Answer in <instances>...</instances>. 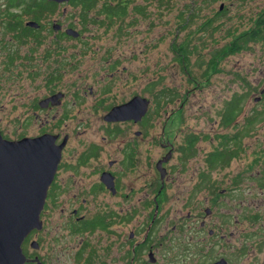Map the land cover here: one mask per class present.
<instances>
[{
	"label": "rangeland",
	"instance_id": "1",
	"mask_svg": "<svg viewBox=\"0 0 264 264\" xmlns=\"http://www.w3.org/2000/svg\"><path fill=\"white\" fill-rule=\"evenodd\" d=\"M195 2L193 0H165L164 2L163 0H135L127 5L119 19H106L104 16L106 13H102L101 3L95 5L90 12L83 11V8L81 12L79 7L66 4L65 14L62 8H59L60 13L56 11L55 14L46 16L43 18L45 23L42 33L43 41L34 48L33 57L35 58L28 62V65L18 61L22 64L12 70L13 72H9L5 71L2 63L4 60L0 59V127L11 138L25 131L31 134L37 133L39 124L34 127L27 126V128L20 126L25 118L18 116L21 108L16 111L13 105L19 99L35 95L38 91L34 89L35 86L41 82L42 77L52 76L54 67L59 68L57 73L64 78L59 88L67 94L66 102L75 99L78 93L80 98H84L86 103H89L88 107L82 108L80 114L64 119L66 124L61 129L50 127L54 128L55 133L73 135L70 146H79L78 152L91 146L92 143L105 145L106 141L111 143L118 141L104 139L106 137L104 127L107 124L103 116L92 113L90 107L93 105V98L101 91L105 83L111 82L110 86L114 85L115 89H118L117 96L110 98L107 103H120L136 94L149 98L151 103L148 110L152 113L151 122L155 126L151 128L149 135L139 138L142 145L145 148L150 147L152 144L149 142L158 137L155 140V142L158 141V145L152 150L155 161L165 157L168 152L174 151L172 147L177 150L176 154L164 163L168 171L166 179L171 193V199L165 208L170 206L171 210L170 212H165L164 209L161 211L163 214L161 227L165 228L166 222L170 221L168 229L171 234V231L175 230L174 225L183 224L184 230L189 232L186 238L191 245L197 243L198 237L201 241L204 239L206 233L196 235L195 230L197 232L202 218V208L207 204L208 197H205L203 191L197 194L195 199L200 203L193 211L191 219L186 218L188 215L186 199L189 193L201 188L197 186L198 174L209 172L213 180H217L221 186L219 189L221 197L218 200L220 202L211 224L219 227L221 219L217 216L223 218L227 216L226 212L231 213L235 215V220L237 218L242 220L240 227L243 235L242 226L256 222L258 234L244 239V244L248 245L246 250L248 255L243 262H252L254 257V262L251 264H261L264 263V234L261 233L264 232V169L261 159L263 155L259 149L264 148V121L258 124L259 129L256 134H253L251 138L243 139L242 144L246 148L241 151L239 158L232 159L225 168L209 166L207 155L217 146V140L214 138L216 134L234 133L231 126L224 128L220 122L221 113L226 104L234 99L233 97L237 99L236 95H247L246 106L238 118L241 122L251 112L259 111L263 106L262 103L264 104V42L250 41L247 48L230 52L234 40L253 28L255 20L264 10V0H196ZM1 5L4 7L3 0H0ZM191 11L195 12V16L191 17L189 26L182 28L183 18L188 17ZM222 11V14L218 13ZM54 15L63 25V30L72 27L74 30H79L81 36L74 38L66 35L64 39L62 38L64 42H59L57 35L55 37L54 32L50 31L52 29L50 21ZM23 19L25 21L34 18L26 14ZM209 19L214 21L212 26H208L204 32L199 31L203 23L207 24L205 21ZM24 21L21 27L24 26ZM2 26L0 25V29H3ZM214 27L217 28L214 29ZM186 35L188 39H184ZM9 38L8 34L4 39ZM34 39L35 37H30L28 43L8 45L7 48L12 47L13 50L19 46L17 54L24 58V54L30 52V46H35ZM189 39L191 40L190 48L197 46L196 52L190 55L188 66L189 69L194 70L196 81L189 79L187 70L184 69L172 46L174 42L181 44L183 40ZM61 46H64V51L61 50ZM44 56L47 58L45 59ZM200 60L204 62L203 65L199 64ZM204 69L207 71L206 74L203 72ZM30 71L35 73L32 76L31 73L28 75ZM33 77L39 79L32 81ZM162 88L169 90L164 93L165 96L171 92L177 93L178 96L167 103L162 102L158 110L154 93L159 95ZM260 96L262 102L257 100ZM14 99H16L15 103ZM78 103L80 101L76 104L69 102V105L76 107ZM249 121L254 122L252 119ZM137 129L141 128L138 125L131 126L130 133L126 137H133ZM191 135L198 138L194 146L196 151H194L195 156L186 161L185 158H181L183 153L179 150ZM233 147L234 144H231V148ZM77 154L75 157L78 156ZM71 156L68 152L66 153V157ZM181 159L185 162L182 163ZM251 163L253 166H249ZM148 164L147 161L146 167ZM151 174L152 178L157 176L156 167ZM245 174L253 179L248 180ZM239 175L246 177L242 186L243 190H240L243 194L238 193L239 196L234 197L232 193H229L228 196L223 187L231 185L232 179ZM68 177L69 171L61 170L57 179L64 184L68 181ZM84 177L87 176L84 175ZM84 177L81 175L76 177V185L68 181L69 187L60 194L59 200L54 204L51 200L46 211L42 213L44 228L34 231L33 235L22 244L27 258H35L48 264H100L106 260H109V264H121L117 258L121 254L120 243L123 233L118 238L111 235V230H99L94 234L89 231L71 233L68 225L70 207L65 210L62 208L67 202L66 199L77 192V186H82ZM127 183L134 182L129 178ZM146 189L147 186L142 191L140 187H137L133 195L131 192L132 200L125 203V207L131 208L137 205L138 197ZM103 195L94 199L93 205H102L107 199ZM225 205H231V209L228 210ZM121 207L119 205V208ZM102 209L100 206L98 211ZM90 214L92 213L88 215ZM145 215V213L140 214V218L143 220ZM247 215H255L256 219H251ZM189 227L191 228L188 230ZM115 229L119 232L130 230L129 227L119 225ZM177 229L179 230V226ZM234 229V225L231 224L226 233ZM178 230L173 239L180 252L182 244L186 242L183 235L186 231L181 233L182 238H178L180 234ZM165 233L168 237L167 230ZM34 239L40 243L38 248L31 245ZM84 243H89L87 246L89 253L79 257ZM169 253L167 255L171 259L169 263L179 261L175 262L176 257L171 250ZM200 254L201 251L193 250L192 247L187 248L181 257L182 263L194 264ZM160 261L156 264H161ZM31 264L36 263L31 262ZM139 264L148 263L139 262Z\"/></svg>",
	"mask_w": 264,
	"mask_h": 264
},
{
	"label": "flooded vegetation",
	"instance_id": "2",
	"mask_svg": "<svg viewBox=\"0 0 264 264\" xmlns=\"http://www.w3.org/2000/svg\"><path fill=\"white\" fill-rule=\"evenodd\" d=\"M3 1L4 7H2V5L0 6V25H3V29H0V59L4 60L2 61V63L4 65L5 71L11 72L16 67L22 64L18 63V61L24 62L26 65H28V62H31L35 58L33 57L35 55L34 48L41 44L43 41L42 33L44 32L45 28L43 18L55 14L56 11L60 13L59 8H62V12L63 14H65L66 9L64 7L66 4L71 5V0L63 2L44 0L48 3H54L55 8L53 12H48L46 10L41 18L29 19L25 21L23 18L26 17V14L24 13V10H22V6L20 4L18 6H15L18 3V0ZM88 1L93 4L92 8H86V3ZM106 1H108L112 6L116 5L118 2V0H82L79 1L77 5L72 6L79 7L81 12H90L95 7V5L101 3V9L103 10L102 13H106L104 14L106 19H119V17L123 14H119L117 16L116 14H111L117 10L115 8L109 10L108 7H105ZM8 5H12V7L9 8ZM122 5H125L127 8V5H129V3H126L125 0H122ZM82 8L84 9L83 11ZM23 21L24 26L21 27V25H23ZM30 21L37 22V26L28 25V22ZM50 22H52V29L50 31L54 32L55 37L57 35L59 42L62 41L63 43L64 36L66 35L74 38L81 36V32L76 29L75 30L78 31V36L67 34V29H69L70 27H67L63 30V25L59 23V19L55 17V15ZM25 26L31 27L33 29H24ZM106 26L109 27L107 24ZM8 34L10 38L4 39L6 38V36H8ZM30 37H35V46H30V52L24 54V58L17 54V51H19V46H17L13 50L12 47L7 48L8 45H21L24 43H28ZM61 48V50L64 51V46H61ZM3 57L4 59H2ZM44 58L46 59L47 57L44 56ZM60 65L61 64H59V66ZM54 69L55 70H53L52 76L42 77L41 82L37 86H35L34 89L38 90L35 95L26 97L25 99H19L16 104L13 105L14 110L16 111L21 108L18 116L25 118V121H22L20 126H25V128H27V126L34 127L39 124L37 125V133L31 134L25 131V133L22 132L17 137L11 138L9 135H6L4 133L5 130L0 127V133L3 138L11 141H19L26 137L34 138L49 134L55 135L57 137V144H62L65 141V144L62 148L61 160L58 164L54 180L48 189V194L42 213L46 211L51 203V200L53 204L59 200L60 194L62 192H65V190L69 187L68 181H72V185H76V177H78L79 175L84 177L85 175L87 177H84V181L83 183H81L82 186H77V192L74 193L72 197L66 199L67 202L63 204L64 207L62 208L65 210L67 207H70L68 225L71 229V233L75 234L89 231L91 234H94L99 230H111V235L116 236V238H118L119 235L123 233L121 235L122 241L120 243L121 254L117 258L121 264H139V262L156 264V262L160 261V258H162L160 261L161 264H184L182 263L183 261L181 258L183 256V252L187 248L191 247L193 248V250L196 249L198 252L201 251L200 257L197 258L194 264H251L254 262V257L252 262H243V259H245L248 255V253L246 252L248 245L244 244V239L258 234L256 222H251L247 226L243 225V235L241 233L240 227L242 220L239 218L235 220V215H231V213L226 212L227 216H223V218L221 216H217L218 219H221V221H219V227H216L215 224L214 227L211 224V220L215 219V214L220 202L218 200L221 197L219 192L221 186H219L217 180H213V176L209 172H201L200 174H198L199 181L197 182V186L201 187L202 189L199 188L195 192L192 191V193H189L186 199V203L188 202V215L186 216V218L191 219L193 211L198 207L200 203V201H197L195 199L197 197V194L203 191L205 192V197H208L207 204L202 208V218L199 221L197 232L195 230L196 235H200L202 232L206 233L204 239L201 241V239L198 237L197 243L191 245L186 238L187 236H189V232L184 230L183 224L174 225L175 230L171 231V234L170 230L168 229L170 221L166 222L165 228L161 227V218L163 217L161 211L164 209L165 212H170L171 210L170 206L165 208V205L171 199V193L169 190V184L166 179L168 171L167 167L164 166V163L167 162V160H169V158H171L174 154H176V148L172 147L174 151L168 152L165 157L155 161L153 157L154 152L152 150H154V148H156L155 146L158 145V141L155 142L156 138L158 137L154 138V141L149 142L152 144L150 145V147L145 148L144 145H142V142L139 138L149 135L151 133V128L155 126L154 123L151 122L152 113L150 112V110H148L145 115L139 118L138 116H134L133 118H126L116 121H109L106 119V116L114 107L125 104L136 96H144L136 94L130 99L120 103H107L110 98H113V96H117L116 92L118 91L117 88L115 89L114 85L110 86L111 82H108L101 87V91L97 93L93 98V105L90 106L92 109V113L103 116V119L107 124L104 127L106 133V137H104V139L108 138L111 141L118 140L115 143H111L110 141H106L105 145L92 143L91 146H87L86 148H84V150H80L78 152V150L80 149L79 146H70L73 135H71L70 133H65L64 135H62L61 133L53 132L55 131L54 128L51 129L50 127H57L58 129H61L62 126L66 124L64 123V119L68 117H74L76 114H80L82 108H86L89 106V103H86V100H84V98H80L78 93L76 94L75 99L68 101V103L66 102L67 94L61 88H59L64 78L61 74L57 73V71H59V68L56 69L54 67ZM30 73L32 76L35 72L33 73V71H30L28 72V75ZM38 79L39 78L33 77L32 81H37ZM40 87L42 88L40 89ZM159 95L156 94L154 96L155 101L159 100V98H157ZM174 95L175 98L178 96L177 93H175ZM233 98L235 99V97ZM236 98L243 100L242 107L238 111V114L232 116L230 120H228L229 122L226 123L224 118L226 106L228 103L230 104V102L234 100L232 99L226 104L223 112L221 113L222 117L220 120L221 125H223L224 128L231 126V128L234 129V133H228L227 135L226 133L216 134L214 138L217 140V146L214 147L213 151L209 152L207 155L209 156L207 159V161L209 162V166L213 168H215L216 166L225 168L232 159L236 157L239 158L241 151L246 148L244 144H242L243 139L245 137L251 138L253 134H256L259 129L258 124L264 121L263 103V106L261 107L262 110L260 108L259 111L251 112L250 115L245 117L243 122L238 121L239 116L244 111V108L246 106L245 101L247 99V95H236ZM258 98V101L262 99L261 96ZM16 99L13 100L14 103ZM79 101L80 103H78L79 105H77L76 107H71V105H69V102H71L72 104H76ZM262 101L263 100H261V102ZM155 104L159 108L158 110H160L162 103L160 104L156 102ZM158 110L156 111L158 112ZM129 113L131 114L132 112ZM253 116L257 118L258 116H260L259 118L261 119V121H254L253 123H250L249 119H252L253 121ZM133 125H138L141 129L135 130L134 136L127 138V134L130 133V127ZM122 135L124 136L122 137ZM197 139V137L191 135L185 140L184 145L179 150L183 153L181 158H185L186 161H188L195 156L194 151L196 150L194 146ZM226 143L229 145L230 150H234L236 152V155L231 158L228 164L224 163V161L220 162L219 158L217 160V164L215 165L213 157L214 153L219 152V154H221L225 152L224 145ZM231 144H234L233 148H231ZM259 150L263 155L261 159L263 160L264 169V148H261ZM67 152L72 156L69 158L66 157ZM76 154L78 155L77 157H75ZM147 161L149 163L148 167H146ZM180 161H182V163L185 162L183 159H181ZM249 166H253L252 163ZM155 167L158 170V174L156 177L152 178L151 172L155 170ZM61 170H64L66 172L69 171L68 181H66L64 184L58 181ZM246 177L248 178V180L253 179V177H251L250 175H246ZM246 177L244 175H239V177L232 179L233 182L231 185L226 186V188L223 187V189L225 190L224 192L228 193V196L230 195L229 193H232L234 197L239 196L237 194L242 193V191L240 190H243L242 186L245 182L244 179ZM129 178L132 179V181L134 182L133 184L127 183V180H129ZM145 186H147V189L144 190L143 194L138 197L139 203L131 208L127 206L125 207V203H128L132 200L131 192L133 195L136 192L137 187H140L142 191ZM102 194L106 196V201L102 205H93L94 199H98ZM67 203L69 204L68 206ZM119 205H121L122 207L119 208ZM100 206L103 209L98 211V209H100ZM225 207H227L228 210L231 209V205H225ZM89 213L92 214L88 215ZM142 213L146 214L143 220L140 218V214ZM248 216L249 215H247V217ZM249 217L251 219H256L255 215H250ZM194 219L196 220V217H194ZM42 221L44 228V220L42 219ZM231 224L234 225L235 229L229 231V233L227 234L226 232L228 231V226ZM85 225H87V228H83V226ZM117 225L121 227H129L130 230H127V232H125L124 230L123 232H119L117 229H115ZM178 226L179 230L177 229ZM190 228L191 227H189L188 230ZM36 230L39 231V229H33L27 236L25 241L29 239V237L33 235L34 231ZM166 230L167 234H169L168 237L165 233ZM176 230H178L180 233L178 235V238H182L181 233L186 231L183 235L185 236L184 239L188 244H186V242L184 241V244H182L180 248V252L177 249V246L175 245L173 239L174 235L176 234ZM261 233L264 234V232ZM88 245L89 243L83 244L82 250H80L82 251V254L79 257H84L86 254L88 255ZM170 250L176 257L175 262L179 260L178 262L169 263L171 259L167 255L170 254ZM28 259L29 260L27 262L38 264L37 259ZM108 261L106 260L105 262H101L100 264H109ZM180 261L181 263H179ZM42 263L48 264L45 262Z\"/></svg>",
	"mask_w": 264,
	"mask_h": 264
},
{
	"label": "water",
	"instance_id": "3",
	"mask_svg": "<svg viewBox=\"0 0 264 264\" xmlns=\"http://www.w3.org/2000/svg\"><path fill=\"white\" fill-rule=\"evenodd\" d=\"M28 25L37 26V22ZM67 34L78 36V31L69 28ZM149 103L147 98L136 96L114 107L106 119L139 118L147 113ZM56 138L49 134L11 141L0 133V264L29 260L22 244L33 229L43 228L41 213L65 144H57ZM31 245L38 248L39 242L34 240ZM38 264L43 263L38 260Z\"/></svg>",
	"mask_w": 264,
	"mask_h": 264
},
{
	"label": "trees",
	"instance_id": "4",
	"mask_svg": "<svg viewBox=\"0 0 264 264\" xmlns=\"http://www.w3.org/2000/svg\"><path fill=\"white\" fill-rule=\"evenodd\" d=\"M79 1H82V0H71L70 4L71 5H77ZM133 1H135V0H125V2L129 3V4ZM164 1L165 0H163V2ZM193 1L195 2L196 0H193ZM83 3H85V2H83ZM19 4L22 6V8H23L22 10H24V13L28 14V15H32V18H34V19L41 18V16L43 15V13L46 10L48 12H53V10L55 8L54 3H52V2L48 3V2H45L44 0H18V3L15 6H18ZM86 4H87L86 8L87 7H89V8L93 7L92 6L93 4L90 1H88ZM8 6H9V8L12 7V5H8ZM105 7H108L109 10L115 8L117 11H115L114 13H111V14H116V16L121 14V13H124L126 10V6L122 5V0H118L117 4L114 6H112L108 1H106ZM218 13L222 14L223 11L218 12ZM84 14L86 15V13H84ZM182 14H184V13H182ZM192 16L193 17L195 16V12L191 11L189 13L188 17L183 18L184 24H183L182 28H186L187 26H189ZM205 22L207 24L204 25V23H203L204 26L202 25L200 27L199 31L202 30L204 32V30H206V28L208 26H210V25L212 26L214 21H213V19H209V20H206ZM18 28H20V27H18ZM216 28L217 27H214V29H216ZM24 29H33V28L25 26ZM188 35H190V33ZM188 35H186V37L184 39H188ZM199 38H201V36H199ZM190 39H191V36H190ZM190 39L189 40H183L181 44L174 42V44L172 46L176 52V55H177L179 61L184 65V69L187 70L186 73H188L189 79L191 81H196L197 78L195 76L194 70L189 69V67H188L190 65V55L192 54V52L193 53L196 52V49H197L196 45L193 48H190V42H191ZM250 41H262V42H264V10L259 14L257 19L255 20L253 28L251 30L245 32L244 34L238 36L234 40V42L232 43L230 52H238L242 48H247V44ZM199 64L203 65L204 62L202 60H200ZM208 66H209V64H208ZM203 72H204V74H206L207 71L204 69ZM167 90L168 89H166V88H162L159 91L160 95L157 97V98H159V100L156 101L157 103H160V104L162 102L167 103V102L173 100V98L175 97V95H174L175 92H171V94H167L165 96L164 93L169 91V90L168 91ZM156 94L157 93H154V96ZM242 103H243V100L237 98V99L232 100L230 102V104L229 103L227 104L226 111H225V117H224L226 123L229 122L228 120H230V118L232 116H234L235 114L236 115L238 114V111L242 107ZM259 117L260 116H258V118L253 116V121L260 122L261 119ZM224 147H225V152H223L221 154H219V152L214 153L213 157H214L215 165L217 164V160L219 158H220V162L224 161V163L228 164V162L231 160V158L236 155V152L234 150L229 149V145L227 143L224 145ZM86 226L87 225L83 226V228H87ZM79 227H81V226H79Z\"/></svg>",
	"mask_w": 264,
	"mask_h": 264
}]
</instances>
